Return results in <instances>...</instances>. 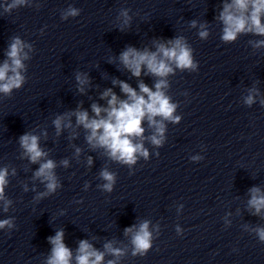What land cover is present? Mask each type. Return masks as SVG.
Wrapping results in <instances>:
<instances>
[{
	"label": "clouds",
	"instance_id": "1",
	"mask_svg": "<svg viewBox=\"0 0 264 264\" xmlns=\"http://www.w3.org/2000/svg\"><path fill=\"white\" fill-rule=\"evenodd\" d=\"M27 3L28 0H12L5 11H10ZM77 15H79V9L69 7L61 18L67 19ZM121 16L124 17V24L127 25L130 20L128 10H122ZM218 19L223 24L221 40L225 43L235 41L238 35L242 33L264 36V22H262L264 20V0H231V3L223 5ZM191 26L196 27L197 22L192 21ZM200 29L198 33L200 39H207L209 32L206 26L201 24ZM154 43L156 51H150L147 48L140 51L134 47H128L120 54L119 60L135 77H140L145 69V74L158 77L159 79L154 85L155 91L143 82L139 84L138 92L128 83L114 80L113 84L119 85L121 92L125 94L127 99L121 100L109 88L101 95V99L107 100V107L92 104L93 116H90L87 110L80 108L75 112L57 116L53 121L56 134L59 135L63 128H71V117L75 116L76 124L87 130L86 140L93 149L103 148L109 158L129 167L136 164L139 157L147 160L149 152L143 144L145 139L143 122L147 120L149 128L153 129L152 135L147 139L152 145L159 147L165 141V121L178 123L181 119L180 116L175 115L178 105L172 102L171 97L166 94L165 90L169 87L166 78L170 74H174L175 69L181 71L197 70V62L193 58V49L187 44L184 37L178 36L169 40L167 44ZM253 46L257 48L264 46V40L254 42ZM26 48L31 51V45L26 44L19 37H14L6 53L8 59L0 64V93L6 96L10 95L13 89H20L25 82V76L22 74L25 69L24 61L29 59V53L25 51ZM76 79L81 86L79 91L83 92V85L89 82L88 77L78 73ZM257 95L259 92L256 88L250 89L244 102L251 106ZM261 105L264 106V99L261 100ZM158 117L159 119H157ZM39 139V136L31 133H25L19 137L23 156L27 157L32 164L39 163V168L35 171L33 178L39 179L46 188V191L39 193L36 199L55 193L60 187L54 171L57 164L52 159H45L48 153L40 147ZM80 151L79 148L76 149L77 155ZM191 159L199 160L201 157L194 156ZM91 163L92 159L89 157L88 164L91 165ZM61 164L67 167L68 160H62ZM8 174L6 167L0 169V201L3 202L4 211H7L12 203L4 194L8 184ZM12 174L15 175L14 169ZM100 177L105 181L101 185L102 189L111 192L116 181L115 173L105 168L101 170ZM25 190L27 189L25 188ZM250 194L248 206L255 210L254 215H260L264 210V193L259 188L254 187L250 189ZM149 225L150 222L145 220L138 227L133 225L125 229V235L131 237L133 256H143L152 248L153 235L149 230ZM6 226L13 227V221L11 219L0 220V228ZM180 231L177 227L178 234ZM254 231L258 240L264 243V227H256ZM48 240L52 245V250L46 264H72V251L64 243L63 230H58L55 236L49 237ZM104 247L107 253L116 258L125 254L124 249L114 248L112 243H106ZM104 255V252L96 250L87 240H81L75 261L76 264H102ZM107 264H117V260H109Z\"/></svg>",
	"mask_w": 264,
	"mask_h": 264
}]
</instances>
